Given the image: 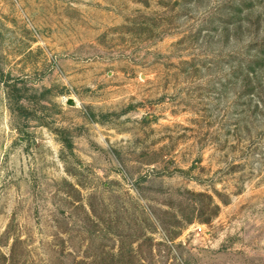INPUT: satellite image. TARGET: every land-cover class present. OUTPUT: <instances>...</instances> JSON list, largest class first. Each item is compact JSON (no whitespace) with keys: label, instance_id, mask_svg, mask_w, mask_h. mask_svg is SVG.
I'll use <instances>...</instances> for the list:
<instances>
[{"label":"rangeland","instance_id":"374dc122","mask_svg":"<svg viewBox=\"0 0 264 264\" xmlns=\"http://www.w3.org/2000/svg\"><path fill=\"white\" fill-rule=\"evenodd\" d=\"M1 73L0 264H264V0H0Z\"/></svg>","mask_w":264,"mask_h":264},{"label":"trees","instance_id":"16d2710c","mask_svg":"<svg viewBox=\"0 0 264 264\" xmlns=\"http://www.w3.org/2000/svg\"><path fill=\"white\" fill-rule=\"evenodd\" d=\"M0 81L5 85L6 94L13 104V110L17 112L18 116L23 118L28 116L31 118H37V113L31 112V110L23 104V100L28 98V91H25L23 87L19 86L20 80L16 78L12 79L10 76L6 77L1 73ZM169 242L171 243L173 241L169 240ZM166 245L168 246L169 254H171L173 252V247L168 244ZM78 264L81 263L78 262Z\"/></svg>","mask_w":264,"mask_h":264},{"label":"water","instance_id":"95a60500","mask_svg":"<svg viewBox=\"0 0 264 264\" xmlns=\"http://www.w3.org/2000/svg\"><path fill=\"white\" fill-rule=\"evenodd\" d=\"M66 102L68 105H71V106L76 105V101L73 98H68Z\"/></svg>","mask_w":264,"mask_h":264},{"label":"built area","instance_id":"2783aa9c","mask_svg":"<svg viewBox=\"0 0 264 264\" xmlns=\"http://www.w3.org/2000/svg\"><path fill=\"white\" fill-rule=\"evenodd\" d=\"M198 229H199L200 231H202V227H199Z\"/></svg>","mask_w":264,"mask_h":264}]
</instances>
